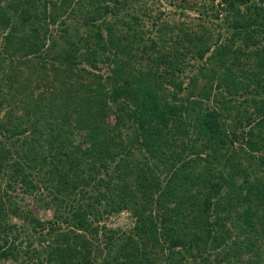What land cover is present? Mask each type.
Instances as JSON below:
<instances>
[{
	"label": "trees",
	"instance_id": "obj_1",
	"mask_svg": "<svg viewBox=\"0 0 264 264\" xmlns=\"http://www.w3.org/2000/svg\"><path fill=\"white\" fill-rule=\"evenodd\" d=\"M109 1L0 0V264H264V0H222L242 46L213 50L183 24L142 49L144 32L109 20L127 1ZM11 181L53 218L18 207ZM124 211L132 229L102 225ZM34 234L41 251L20 241Z\"/></svg>",
	"mask_w": 264,
	"mask_h": 264
},
{
	"label": "rangeland",
	"instance_id": "obj_2",
	"mask_svg": "<svg viewBox=\"0 0 264 264\" xmlns=\"http://www.w3.org/2000/svg\"><path fill=\"white\" fill-rule=\"evenodd\" d=\"M117 1V0H116ZM127 1V7L125 9L121 10L120 13H117L118 16L112 15L109 16V19L111 22L115 21L116 18H120L123 16L124 23H118L122 25L124 29L127 30V23L128 25H133L136 26L138 30H141L145 34V43L142 45V49L146 47V45H149L150 40L154 39L156 41H159V28H161L163 25L168 24L171 29L173 26L178 25V24H183L185 28L189 30L190 33L196 32V34L203 36L207 41L208 46H211V50L215 49L216 47L220 46L221 44H229L231 43V39H233L236 48L242 46V42L238 40V37H233L234 35L232 34V29L228 28V23L231 22L232 18H226L228 15L225 11H220L217 12V10L220 8L218 4L222 3V0H126ZM111 5H113V0L109 1ZM213 7V9H211ZM214 10V11H213ZM116 13V12H115ZM218 13V15H215ZM134 16H138L140 19V23L138 25L134 24V21L132 18ZM100 23V22H99ZM126 25V26H125ZM172 30L167 31V36L171 37L172 40L169 41V44L167 45L166 49L164 47L163 52H167V48H171L172 43L175 40V36L179 33L178 29L175 30L174 32H171ZM229 31V32H228ZM133 33V32H131ZM174 37V38H173ZM2 46H0V54L3 52ZM140 52V51H139ZM210 53L208 54V56ZM140 57H144V54H139ZM192 56V55H190ZM207 57V56H206ZM190 57L188 58L189 61ZM191 60V59H190ZM136 64L137 70L143 69V71H150V72H156L157 70L163 75V79L166 80L168 78V74H166V67H161L160 69L156 68V65L152 63V61L147 62V59H141L138 62H134ZM200 65L195 66L193 68L192 66L194 65L193 60L189 63V65L186 63V70L184 73V78L188 75L190 76L191 74H198L200 71L199 68L200 66L205 63L200 62ZM86 66V65H84ZM88 70H92L91 67L86 66ZM206 68H209V63L205 65ZM110 68L111 64L107 63H100L99 64V70H95V72H99L103 74V76L106 78L110 74ZM176 74L179 75V72ZM217 82V81H216ZM188 83V81H187ZM186 83V84H187ZM217 84V83H216ZM215 84V86H216ZM186 87V86H185ZM216 88V87H215ZM164 89L166 90L165 94L169 95L173 94L174 89L171 85H166L164 86ZM218 92L216 89L214 90L215 94ZM244 99L245 97L239 98L238 102H242L244 104ZM61 104V103H60ZM246 105V104H245ZM244 107H247V105ZM82 108V106H78ZM66 110L64 107L62 108ZM74 107L71 108L73 110ZM253 110V109H252ZM244 111V109H243ZM6 109L4 107V110L1 111L0 113V120L3 119L5 120V113ZM70 113V109L68 111ZM223 113L228 115V113ZM19 114L24 117V122H27V125H29V122L32 124L35 121V124L39 122V118L36 116H33L32 119H29L27 116L26 112L19 111ZM39 116V115H37ZM91 114H87V118H91ZM42 118V117H40ZM38 120V122H37ZM43 121V119H41ZM45 121V120H44ZM106 122H108L109 126L115 125L116 119L115 115H110ZM88 126V124H86ZM40 133L42 134L44 130L47 128V124L44 125V123L38 124ZM67 134H73L75 135L77 132V129H72L69 128L68 131H66ZM132 127H129V129H125L123 131L124 138L132 133ZM64 134V133H63ZM62 135V134H61ZM26 137L32 138V135H26ZM4 138V137H3ZM25 138V137H23ZM45 142L39 144V150L43 149L45 146ZM13 148V147H12ZM16 150V148H15ZM258 156V155H257ZM152 163V162H151ZM2 179H4V184H3V189H7L6 184L7 182H10L9 177H3L1 176ZM13 187L9 188V195L14 197V202L18 205V207L22 206L23 210L26 211V209L30 210H36L35 214L36 216H39L38 218H41L43 220H51L53 218V211L50 209H47L43 206L42 203H40L36 198H39L34 194H28L24 193L21 190V185L19 182H14L11 181ZM8 207V206H7ZM10 215V214H9ZM11 224H24L21 219H18L16 217H13V215L10 216ZM135 219L132 217V213L129 211H124L121 214H114L112 215L106 222L102 223V225L106 224L110 228H115V229H121V230H130L133 228ZM28 233L31 236L32 232V225L28 224L26 226ZM35 235V234H34ZM38 239L39 235L33 236L31 241H26V236L23 235L21 237L20 241H24V246L23 248H28L27 245L31 244V249L34 252V250L38 249L41 251L42 247L41 245L38 244ZM20 241L18 243H20ZM25 250V249H24ZM32 252V253H33ZM42 257V256H41ZM38 255H32V260L34 262H40V259ZM25 257H23L24 259ZM5 264H12L11 261H6Z\"/></svg>",
	"mask_w": 264,
	"mask_h": 264
}]
</instances>
